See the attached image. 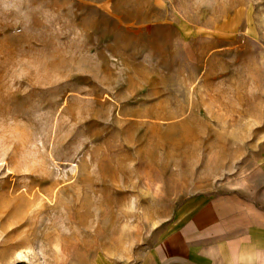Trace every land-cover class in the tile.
I'll list each match as a JSON object with an SVG mask.
<instances>
[{
	"label": "rangeland",
	"instance_id": "374dc122",
	"mask_svg": "<svg viewBox=\"0 0 264 264\" xmlns=\"http://www.w3.org/2000/svg\"><path fill=\"white\" fill-rule=\"evenodd\" d=\"M170 256L264 264V0H0V264Z\"/></svg>",
	"mask_w": 264,
	"mask_h": 264
},
{
	"label": "crops",
	"instance_id": "0c3cea01",
	"mask_svg": "<svg viewBox=\"0 0 264 264\" xmlns=\"http://www.w3.org/2000/svg\"><path fill=\"white\" fill-rule=\"evenodd\" d=\"M229 232H225L223 234H220V232L214 234L215 235V239L218 240L216 246L222 242V241H225L226 243L228 242L229 240ZM235 235L237 234V239H241V230L238 229L235 233ZM222 239V240H220ZM218 249V248H216ZM158 264H183L182 263V259H181V256H170V257H166V258H162L161 261L158 262ZM198 264H230V262L228 260L225 261V259H223L222 261L221 260H218V259H215V258H205V259H202L201 260V263L199 262Z\"/></svg>",
	"mask_w": 264,
	"mask_h": 264
},
{
	"label": "bare ground",
	"instance_id": "6f19581e",
	"mask_svg": "<svg viewBox=\"0 0 264 264\" xmlns=\"http://www.w3.org/2000/svg\"><path fill=\"white\" fill-rule=\"evenodd\" d=\"M18 259H25V256L20 254V255L18 256Z\"/></svg>",
	"mask_w": 264,
	"mask_h": 264
}]
</instances>
